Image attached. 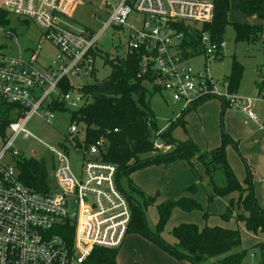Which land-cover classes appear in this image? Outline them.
I'll use <instances>...</instances> for the list:
<instances>
[{
  "label": "built area",
  "instance_id": "2783aa9c",
  "mask_svg": "<svg viewBox=\"0 0 264 264\" xmlns=\"http://www.w3.org/2000/svg\"><path fill=\"white\" fill-rule=\"evenodd\" d=\"M78 4V0H0V9L31 20L43 30L57 52L47 65L39 62L37 50L29 60L0 52V102L21 108L19 120L11 122L5 136H0V264H83L94 248L119 249L128 232L131 211L117 188L116 168L99 158L105 149L103 141L78 151L80 177L72 173L63 150L48 147L56 166L53 187L47 194L26 188L13 163L21 154L14 141L20 134L31 136L25 129L31 117L38 115L51 125L53 102H64L72 110L82 105L80 95L71 97L70 92L60 94L58 90L62 79L85 77L94 70L99 34L63 23L64 17L72 19ZM133 13L143 15L138 26L127 24ZM213 16L212 2L118 0L102 30L115 27L127 32V52H141L139 74L153 77V85L172 101L189 108L221 98L225 107L257 121L251 107L254 102H264V95L218 96L206 72L208 60L221 58L223 47L200 29ZM191 28L200 32L196 40L202 48L200 56L206 59L205 67L198 70L188 64L196 57H188L181 49L188 35L195 38ZM5 34L11 37L10 32ZM76 133L77 127L71 124L64 134ZM153 148L156 152L165 147L154 141Z\"/></svg>",
  "mask_w": 264,
  "mask_h": 264
},
{
  "label": "rangeland",
  "instance_id": "374dc122",
  "mask_svg": "<svg viewBox=\"0 0 264 264\" xmlns=\"http://www.w3.org/2000/svg\"><path fill=\"white\" fill-rule=\"evenodd\" d=\"M79 4L75 7L72 19L64 17L63 23H69L74 28H84L99 34L95 51L97 52L93 63V74L85 77L71 79L74 91L70 92L71 97L79 94L76 89L83 85L92 84L106 78L111 72L110 64L104 61L108 59H123L127 54L126 42L127 32L115 27L102 30L107 22L112 9L118 4V0H78ZM197 2H213V0H187ZM109 5V6H108ZM237 1L229 0V12L227 25L222 34L223 47L220 50L221 58H210L206 66V72L212 80L213 87L218 96L227 95L225 81L230 76L233 63L241 69V79L234 93L237 97L255 98L259 94L258 86L264 83V35L259 36L256 42H236L233 23H239L242 16L236 9ZM9 24L0 30V52L9 56L21 57L29 60L33 52H39V62L47 65L56 56V49L45 39L44 31L40 30L33 21L17 18L8 13ZM143 21V15L131 14L127 21L128 25L138 26ZM5 32H10L11 37H6ZM189 66L193 69L205 67L206 59L203 56L196 57L189 61ZM150 87V86H149ZM264 95V84L260 91ZM147 101L151 107L155 118V125L158 133L166 132L177 143L188 140L198 145L202 153L208 152L211 148L213 137H218L222 133L228 134L225 127V116L230 110L225 111L223 119L220 116V100L216 97L203 102L196 109H182V103L172 101L168 93H153L148 89ZM252 113L256 116L257 124L264 131V102L257 101L251 107ZM70 112L72 109L69 110ZM55 113L51 125L46 124L38 115L30 118L26 123L25 129L31 136L20 134L14 141V146L26 157L50 160L53 158L48 147L58 148L62 141L63 134L70 127V113ZM238 110H233L232 112ZM234 112V113H235ZM239 113V112H238ZM241 115V116H240ZM184 116V117H183ZM242 123L249 129L257 128L246 116L239 113ZM184 118L185 124H179L180 119ZM264 133V132H263ZM83 137L80 138L82 140ZM157 143L164 145L165 148L153 151V156L166 155L175 150L173 145L165 143L158 138ZM74 146V145H73ZM67 147V146H66ZM68 161L72 173L80 177L82 157L78 150L68 146ZM257 162L261 157L257 156ZM226 159L233 173L241 184H246L248 172L251 173V186L255 196V169L256 166L249 162L243 154L239 145H228L226 148ZM196 161L195 159L193 162ZM248 167V170H247ZM202 163L195 162L194 170L181 161H175L167 166L162 164L151 165L136 170L131 175L133 183L147 195L155 196L159 192L157 203L146 209L148 226L153 227L158 222L157 204L170 199L174 196L184 195L192 197L201 207L200 210L191 212L174 209L166 223L161 239L171 243L173 240L171 231L181 224H194L198 228L220 226L222 228L235 229L240 234V245L232 251L233 254L243 256V264H261L264 261V250L259 244H264V234L247 232L235 216L241 214L238 208L239 196L236 193L215 196L213 188L224 187L225 178L219 169L212 171L210 179ZM54 170L50 176L54 182ZM52 182V183H53ZM193 187L192 192H184ZM184 192V193H183ZM257 199V197H255ZM259 203V201L257 200ZM260 202L264 204V199ZM232 206V216L225 219L222 215ZM261 206V205H260ZM222 257H212L207 264H216ZM189 264L184 260L173 259L169 254L161 250L148 239L135 233H127L121 247L118 249L117 264Z\"/></svg>",
  "mask_w": 264,
  "mask_h": 264
},
{
  "label": "trees",
  "instance_id": "16d2710c",
  "mask_svg": "<svg viewBox=\"0 0 264 264\" xmlns=\"http://www.w3.org/2000/svg\"><path fill=\"white\" fill-rule=\"evenodd\" d=\"M212 3L214 5L213 20L210 24L202 25L200 29L208 32L214 42H222L224 29L230 24L228 21L229 0H213ZM236 9L243 15H255L264 21V0H240ZM8 18V12L0 9V26L8 25L10 21ZM232 26L236 42L254 43L259 36L264 35V25L233 23ZM117 29L120 30V28ZM191 32L195 38L188 35L181 49L188 57H199L202 54V48L196 38L200 32L192 28ZM96 54L97 52L95 57ZM140 60L141 52L139 51L127 52L123 59H108L105 56L104 61L111 66L110 74L100 81H94L92 84L76 89L83 99L78 109L70 112L64 102H53L52 111L55 113L69 111L70 125L74 124L77 127L75 135L62 136L58 147L68 155V146L83 151L88 150L99 140L104 142L105 149L100 152L99 158L116 168L117 188L127 199L131 211L127 233L139 234L171 257L184 260L189 264H207L206 261L209 258L217 256L222 258L216 264H243V256L232 253L241 241L239 231L235 229L220 226H206L200 229L194 224H181L171 231L175 243L171 244L161 239L160 235L174 209L186 212L201 209L192 197L179 195L157 204L158 222L153 229L148 226L146 209L157 203L158 193L155 196L147 195L133 183L131 175L144 167L157 164L167 166L175 161L183 162L191 170H194L195 162L202 163L210 179H212V171L219 169L224 175L225 186L214 187L213 192L215 196L238 194V208H241V214H237L235 219L243 224L247 232L264 234V208L259 205L254 196L251 173L248 172L246 184H241L228 165L226 147L231 144L236 147L237 143L227 134L222 133L218 147L202 153L191 140L177 143L166 132L159 135L155 133L158 130L147 101V93L148 89L153 93L162 91L153 85V77L139 74ZM241 73L240 67L233 63L230 76L225 81L227 93L236 92ZM263 84H259V92ZM58 90L60 94H67L74 91V88L71 81L66 78L58 84ZM218 99L222 101L221 98ZM207 100L200 101L192 107L196 108ZM222 102L221 107L224 112L225 104ZM20 109L16 104L0 102L1 137L5 136L6 128L11 122L19 120ZM179 124H185L184 118L180 119ZM115 129L116 132H114ZM81 137H83L82 140H80ZM158 138L173 145L175 150L166 155L153 156V143ZM194 159L196 161L193 162ZM13 163L18 172V179L26 188L39 194H47L52 190L53 181L50 174L56 166L54 158L50 160L26 158L21 153L13 160ZM193 190V187H190L184 192ZM231 208L232 206L222 215L225 219L231 218ZM259 245L264 250V244ZM117 256L118 249L94 248L83 264H117ZM261 264H264V261Z\"/></svg>",
  "mask_w": 264,
  "mask_h": 264
},
{
  "label": "crops",
  "instance_id": "0c3cea01",
  "mask_svg": "<svg viewBox=\"0 0 264 264\" xmlns=\"http://www.w3.org/2000/svg\"><path fill=\"white\" fill-rule=\"evenodd\" d=\"M236 1L238 4V2L240 0H236ZM229 10H230V8H229ZM241 15L244 17L242 20L240 19V22H239L240 24L264 25V21L260 20L255 15H251V16H246L243 14H241ZM259 94H261V93L259 92ZM221 102L222 101H220V103ZM200 105L201 104H199L197 106H200ZM182 109L184 110L185 108L182 107ZM190 109H196V108L191 107ZM226 110H230L225 116V127H226L227 133H228L227 135L234 142H236L237 145H239V147L242 149L243 154L246 155V158L249 160V162L253 163L256 166V169H255L256 180L254 181V185H255L254 192H255V197H257V200L259 201V205H261V207L264 208V204H262L260 202L261 199H264V133H263L264 131L260 127L259 123L257 124V122L259 120H257V121L250 120L243 112H241L238 109H230V108L225 107L224 112H222V107L220 105V116L222 119L225 115ZM233 110H238V111H236V112L234 111L235 113L234 112L231 113V111H233ZM238 112L243 114L244 117L246 116V118L250 122H252L256 127L257 126L258 127L255 129H249L244 123H242V120L240 117L241 115L239 116ZM260 116L264 117V114H260ZM184 122H185V120H184ZM220 143H221V137L220 136L213 137L212 144H210L211 145L210 150L218 147L220 145ZM257 156L261 157L260 162H257V158H256ZM239 182L242 183L241 181H239ZM157 193H158V197H159V192H157ZM157 201H158V198H157ZM170 242H171V244L175 243L174 240H172ZM168 264H170V263H168Z\"/></svg>",
  "mask_w": 264,
  "mask_h": 264
}]
</instances>
